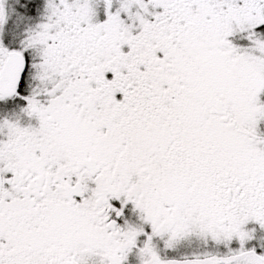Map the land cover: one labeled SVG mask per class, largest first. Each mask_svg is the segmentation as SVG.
<instances>
[{
  "label": "flooded vegetation",
  "instance_id": "flooded-vegetation-1",
  "mask_svg": "<svg viewBox=\"0 0 264 264\" xmlns=\"http://www.w3.org/2000/svg\"><path fill=\"white\" fill-rule=\"evenodd\" d=\"M35 1L27 12H48L50 0ZM103 1L71 44L64 24L63 73L43 83L31 74L28 88L24 75L15 88L2 66L17 51L18 30L5 24L21 0H0V115L33 144L19 154L18 133L2 144L0 264H197L186 236L238 246L239 226L264 222V160L240 143L239 111L215 92L212 61L192 57L195 24L172 29L162 17L154 28L168 34L132 60V36L104 25L117 0ZM250 137L263 148L264 135ZM197 210L211 237L196 231Z\"/></svg>",
  "mask_w": 264,
  "mask_h": 264
},
{
  "label": "rangeland",
  "instance_id": "rangeland-1",
  "mask_svg": "<svg viewBox=\"0 0 264 264\" xmlns=\"http://www.w3.org/2000/svg\"><path fill=\"white\" fill-rule=\"evenodd\" d=\"M66 2L68 13L65 14L64 0H50L48 12L44 11L42 1H35L34 9L42 7L37 17L35 11L27 12L30 0H21L20 11L15 10L9 14L6 31L13 33L19 29L15 42L10 45L28 54L23 88L29 87L31 74H35L43 83L64 72L63 54L53 47L64 37L65 23V40L71 44L68 26L74 28L81 21L88 23L89 18H96L93 16L92 5L97 0ZM105 15L107 19L104 25L112 34L132 36L133 46L127 55L132 60L137 58V53L142 52L144 44L152 45L156 41L155 35L168 34L169 28H154L162 17L172 29L181 25L179 21L182 18L183 24L193 22L197 42L190 49L192 57L204 54L212 61L215 92L216 88H221L239 111V123L245 134L240 143L246 152H253L257 159L264 160V146L258 149L256 141L250 137L264 135V0H118L106 8ZM96 25L103 24L97 21ZM143 27L149 29L143 31ZM32 49L34 52L29 53ZM101 93L102 89L99 91ZM24 128L27 129L19 121L8 116L4 119L0 115V153L3 152V142L11 141L14 134L18 133L22 135L23 144L19 154H29L33 144H28ZM107 143L112 144L111 141ZM197 211L196 231L210 235L212 224H208L200 210ZM183 227H186V221L181 223L180 229ZM234 233L239 242L235 247L229 246L222 238L205 246V241L200 239L204 238L203 235L194 239V242L186 236L182 245L189 248L193 244L192 252L198 259L197 264H214L216 259L223 257L232 258V261L226 263L228 260H224L217 264H264V259L259 260L257 257L259 254L264 257V231L250 225L244 228L239 226ZM242 251L244 255L239 256L238 253ZM206 256L209 257L204 259Z\"/></svg>",
  "mask_w": 264,
  "mask_h": 264
},
{
  "label": "water",
  "instance_id": "water-1",
  "mask_svg": "<svg viewBox=\"0 0 264 264\" xmlns=\"http://www.w3.org/2000/svg\"><path fill=\"white\" fill-rule=\"evenodd\" d=\"M9 59L4 67L3 72H9L11 69L15 67L16 75H14V85L17 84V82L21 79V73L23 72L25 68L24 60L20 57L17 53H9L8 55ZM16 60V62H15ZM18 60V61H17ZM14 65V66H13ZM13 73V72H12ZM8 77L13 80V75L8 74Z\"/></svg>",
  "mask_w": 264,
  "mask_h": 264
}]
</instances>
